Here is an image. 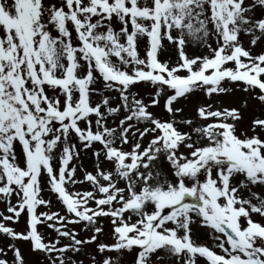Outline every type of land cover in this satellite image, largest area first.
Masks as SVG:
<instances>
[{
	"label": "snow or ice",
	"instance_id": "1",
	"mask_svg": "<svg viewBox=\"0 0 264 264\" xmlns=\"http://www.w3.org/2000/svg\"><path fill=\"white\" fill-rule=\"evenodd\" d=\"M0 206V264H264V0H0Z\"/></svg>",
	"mask_w": 264,
	"mask_h": 264
},
{
	"label": "rangeland",
	"instance_id": "2",
	"mask_svg": "<svg viewBox=\"0 0 264 264\" xmlns=\"http://www.w3.org/2000/svg\"><path fill=\"white\" fill-rule=\"evenodd\" d=\"M164 58H167V57H164ZM173 59H175V56L173 55ZM143 87V86H141ZM146 94V93H145ZM223 103L225 104V106H227L229 103H230V98L229 97H223L221 98ZM211 102V101H209ZM186 105H187V110L188 112L191 114L192 111H193V104L196 103L195 100H192V101H189V102H185ZM153 111L157 112L158 114L161 112V110L159 108H154L152 109ZM245 124H247V119H245L244 121ZM86 167L89 168V170H91V167H92V164H91V161L90 160H85L84 161ZM78 187L80 188H87L88 185L87 184H84V185H79ZM47 196V194H46ZM47 198L49 199H52L53 203H52V210H57V209H60L62 210L61 208V205L53 198V197H50L48 196ZM0 210H3L2 209V206H0ZM102 226H103V233L99 234L98 235V241L99 242H105V243H109L111 242L112 240V237L110 235V221L109 219H106V218H102ZM20 223V226L23 227V218L21 219V221L19 222ZM68 227L70 228H75L81 235V237H86L88 235H90V233H88L87 231H84L83 230V224H80V225H68ZM200 238L202 240H205L206 239V234H205V231L203 229L200 230ZM3 243H4V239L3 237H0V246H3ZM95 243L96 242H93L92 244L86 246V250L89 254H93L94 253V250H95ZM22 249L24 250V253L26 255V258L31 261V260H34L35 257L32 256L30 253H28L27 251V245H21ZM106 255H111L113 257L116 256V253H106ZM9 256H11V253H9ZM100 257L97 256V259H99ZM79 259H82L84 260V264H89V261L84 257V256H81L79 257ZM131 260V256L130 255H126L124 257V260L122 262V264H129V261Z\"/></svg>",
	"mask_w": 264,
	"mask_h": 264
}]
</instances>
